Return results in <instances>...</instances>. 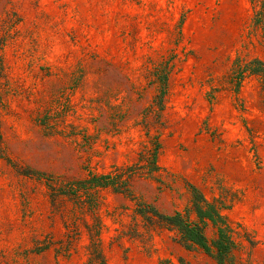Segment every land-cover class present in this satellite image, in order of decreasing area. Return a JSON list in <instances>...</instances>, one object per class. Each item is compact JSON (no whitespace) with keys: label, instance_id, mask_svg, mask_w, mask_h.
Returning a JSON list of instances; mask_svg holds the SVG:
<instances>
[{"label":"rangeland","instance_id":"374dc122","mask_svg":"<svg viewBox=\"0 0 264 264\" xmlns=\"http://www.w3.org/2000/svg\"><path fill=\"white\" fill-rule=\"evenodd\" d=\"M187 183L264 264V0H0V264H217Z\"/></svg>","mask_w":264,"mask_h":264},{"label":"trees","instance_id":"16d2710c","mask_svg":"<svg viewBox=\"0 0 264 264\" xmlns=\"http://www.w3.org/2000/svg\"><path fill=\"white\" fill-rule=\"evenodd\" d=\"M164 93V88L161 94ZM152 167L157 168L156 153L152 157ZM123 176H100L91 177L77 181V187L89 183L92 186H107L111 185L115 190H119V179ZM116 179V180H115ZM190 190V209L195 213L196 219L191 220L187 214L180 211L172 214H163L157 212L153 207L151 214L156 216L157 220L173 226L179 233L181 242L185 247L197 246L205 252L212 251L217 264H225L231 257V253L236 246L234 238V227L228 222L225 215L222 213V205L217 200H208L202 194L197 186L187 183ZM144 217L151 218L147 211L141 210ZM211 224L215 227L216 235L213 240L209 241L205 228ZM100 255L99 252H97ZM102 263L104 262L101 258Z\"/></svg>","mask_w":264,"mask_h":264}]
</instances>
